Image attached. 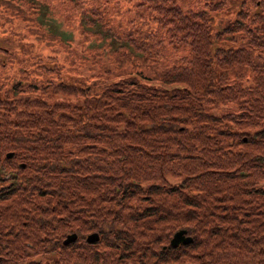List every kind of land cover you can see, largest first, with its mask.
<instances>
[{
	"label": "trees",
	"instance_id": "obj_1",
	"mask_svg": "<svg viewBox=\"0 0 264 264\" xmlns=\"http://www.w3.org/2000/svg\"><path fill=\"white\" fill-rule=\"evenodd\" d=\"M51 1L0 0V264H264V8L56 0L81 54Z\"/></svg>",
	"mask_w": 264,
	"mask_h": 264
},
{
	"label": "rangeland",
	"instance_id": "obj_2",
	"mask_svg": "<svg viewBox=\"0 0 264 264\" xmlns=\"http://www.w3.org/2000/svg\"><path fill=\"white\" fill-rule=\"evenodd\" d=\"M176 1L179 2V5L183 10H200V6L205 5L203 0H176ZM231 1H233L232 3H234L237 0H231ZM51 2L55 4V6L52 9H50V7L45 5L46 10L49 11L45 15L46 21L49 23V26L53 27V26H56L54 24L58 23V26L66 28L67 31L71 32L72 44L76 43V47L80 50L79 53L82 54L84 53L83 51L88 52L89 49H92V47H88L87 45L88 40L86 39V35L79 31L80 25H79L78 19L75 17L72 18V12L62 10L60 3H55L56 0H53ZM226 11L228 15L232 14V10H226ZM17 16H15L14 18H17ZM16 25H18L19 27H22L24 26V21L21 19H18V22L16 23ZM17 45H19L20 47H23V45L20 44L19 41L13 40V46L15 47ZM35 47L38 50V52L39 51L49 52L48 46L44 45V43L41 41L38 42V45L35 44ZM66 60L68 61L67 58ZM70 64L72 65L71 66L72 69H76L77 65H79V62L75 60V62L70 63ZM84 67L87 68V65H85ZM263 182H264V179L262 180V183Z\"/></svg>",
	"mask_w": 264,
	"mask_h": 264
},
{
	"label": "water",
	"instance_id": "obj_3",
	"mask_svg": "<svg viewBox=\"0 0 264 264\" xmlns=\"http://www.w3.org/2000/svg\"><path fill=\"white\" fill-rule=\"evenodd\" d=\"M12 152H7L8 155H10ZM20 165H23V163H19ZM76 236L75 232H69L66 234V236L63 238V242H67L69 240H72ZM98 233L97 232H90L86 235L87 240H93L97 238ZM191 239V236L186 234V231L184 228L177 229L173 235L170 238V243L172 245H176L179 242H187Z\"/></svg>",
	"mask_w": 264,
	"mask_h": 264
},
{
	"label": "flooded vegetation",
	"instance_id": "obj_4",
	"mask_svg": "<svg viewBox=\"0 0 264 264\" xmlns=\"http://www.w3.org/2000/svg\"><path fill=\"white\" fill-rule=\"evenodd\" d=\"M249 1H246L244 4L245 9H247V10H250L251 8L253 10V9L258 8V7H260L261 9L264 8V1L263 0H255L256 6H254V4H252V0H249Z\"/></svg>",
	"mask_w": 264,
	"mask_h": 264
}]
</instances>
